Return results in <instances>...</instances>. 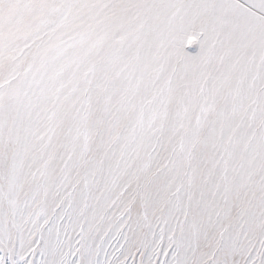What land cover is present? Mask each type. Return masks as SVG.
Here are the masks:
<instances>
[{"label":"snow or ice","instance_id":"snow-or-ice-1","mask_svg":"<svg viewBox=\"0 0 264 264\" xmlns=\"http://www.w3.org/2000/svg\"><path fill=\"white\" fill-rule=\"evenodd\" d=\"M0 264H264V0H0Z\"/></svg>","mask_w":264,"mask_h":264}]
</instances>
